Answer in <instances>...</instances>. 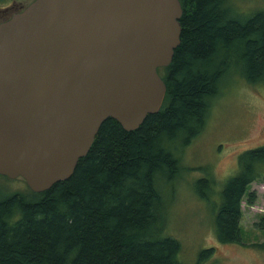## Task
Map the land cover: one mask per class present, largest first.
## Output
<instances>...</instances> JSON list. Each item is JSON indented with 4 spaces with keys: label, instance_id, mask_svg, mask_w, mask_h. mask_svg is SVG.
<instances>
[{
    "label": "trees",
    "instance_id": "16d2710c",
    "mask_svg": "<svg viewBox=\"0 0 264 264\" xmlns=\"http://www.w3.org/2000/svg\"><path fill=\"white\" fill-rule=\"evenodd\" d=\"M179 3V41L156 68L165 84L159 108L133 129L105 118L67 178L41 191L26 185L0 194V264H185L163 218V186L182 169L172 147L200 131L229 66L239 64L249 83H264V9L242 14L229 0ZM263 177L264 143L242 150L212 214L218 241L239 242L240 199ZM210 250L200 249L192 264Z\"/></svg>",
    "mask_w": 264,
    "mask_h": 264
},
{
    "label": "water",
    "instance_id": "95a60500",
    "mask_svg": "<svg viewBox=\"0 0 264 264\" xmlns=\"http://www.w3.org/2000/svg\"><path fill=\"white\" fill-rule=\"evenodd\" d=\"M179 0H32L0 22V174L33 191L67 178L100 123L155 112Z\"/></svg>",
    "mask_w": 264,
    "mask_h": 264
},
{
    "label": "rangeland",
    "instance_id": "374dc122",
    "mask_svg": "<svg viewBox=\"0 0 264 264\" xmlns=\"http://www.w3.org/2000/svg\"><path fill=\"white\" fill-rule=\"evenodd\" d=\"M229 2L242 14L264 9V0ZM263 143L264 83H249L239 64L229 66L200 131L186 145H173L182 169L174 184L163 186L169 200L165 234L179 241L178 256L185 264L196 262L199 250L207 247L211 250L199 264H264V177L249 182L240 199L239 242L218 241L211 224L219 190L237 171L241 151ZM205 175L204 184L196 183ZM26 187L20 176H0V194Z\"/></svg>",
    "mask_w": 264,
    "mask_h": 264
},
{
    "label": "flooded vegetation",
    "instance_id": "af4514ba",
    "mask_svg": "<svg viewBox=\"0 0 264 264\" xmlns=\"http://www.w3.org/2000/svg\"><path fill=\"white\" fill-rule=\"evenodd\" d=\"M31 1L32 0H0V22L20 11Z\"/></svg>",
    "mask_w": 264,
    "mask_h": 264
}]
</instances>
